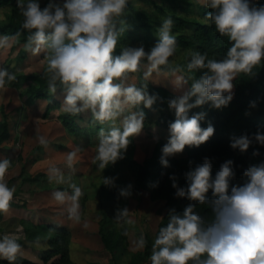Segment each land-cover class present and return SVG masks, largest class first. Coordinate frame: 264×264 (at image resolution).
<instances>
[{
	"label": "clouds",
	"instance_id": "clouds-1",
	"mask_svg": "<svg viewBox=\"0 0 264 264\" xmlns=\"http://www.w3.org/2000/svg\"><path fill=\"white\" fill-rule=\"evenodd\" d=\"M200 2L211 9L206 18L221 36H227L230 46L220 59L193 50L186 65L170 69L177 89L191 83L182 94L168 100L175 119L169 123L170 135L161 147L160 162L165 167L170 166L169 157L183 152L186 146H199L215 131L211 123L202 127L205 112L191 110L205 104L214 108L227 106L233 99L238 74L254 75L253 68L264 61V4L254 0ZM128 3L129 0H47L42 6L41 0H17L22 28L11 35H0V50H6L26 29L23 47L33 54L43 51L48 91H63L62 110L71 114L90 112L94 122L108 125L99 128L92 157V163L102 170L123 158L130 138L143 130L146 113L140 106L151 108L159 98L158 93L149 92L147 83L133 82L131 74L141 67L145 69V80L153 72L159 74L161 66L170 65L169 58L177 48L172 31L174 20L166 16L150 49L142 44L124 46L117 53L127 28L124 14ZM194 70L203 71L197 78L191 75ZM16 78L15 72L0 66V88ZM256 106V101H250V107ZM38 140L45 146L49 143L42 134ZM254 143L264 146V131L244 133L230 140V146L241 152ZM79 151L77 146L67 153L69 169H74ZM259 154V148L255 149L254 155ZM9 167L8 158L0 159V212L9 209L15 191L2 179ZM212 169V159L205 156L202 163L184 173L186 186L180 185L175 173L169 174L175 195L189 203L182 211L169 210L167 224L153 238L151 264H264V160L244 168L243 183H232L236 176L232 159L222 162L215 175ZM48 178L64 183L65 173L51 166ZM103 179L104 184L115 183L113 177ZM70 187V193L56 189L52 197L61 204L70 201V215L79 219L82 189L75 183ZM119 194L130 196L132 185L119 188ZM199 204L211 209L210 218L197 211ZM128 215L126 206L116 209L117 220ZM144 243L141 238L140 245ZM21 247L12 234L0 235V259L15 261Z\"/></svg>",
	"mask_w": 264,
	"mask_h": 264
},
{
	"label": "trees",
	"instance_id": "trees-1",
	"mask_svg": "<svg viewBox=\"0 0 264 264\" xmlns=\"http://www.w3.org/2000/svg\"><path fill=\"white\" fill-rule=\"evenodd\" d=\"M145 1L154 7V10L161 18L166 16L173 18L172 31L177 37L176 49L190 50L191 52L198 50L206 52L209 58L216 59L223 58L226 54L230 41L227 36H221L216 31L214 24L209 23L205 14L211 9L205 5L199 4L196 0ZM45 3H47V0L45 2L41 1L42 6ZM255 3L264 4V0H255ZM6 6H14V11L5 22L0 23V35H11L22 28L23 16L17 8L16 0H0V10ZM124 19L129 28L131 27L134 30L137 29L143 32L144 36L138 37L135 41L139 40L146 46H150L158 39L157 28L152 22L150 15L144 12V10L137 8L132 0H129L126 7ZM133 21L136 22L134 23ZM16 38L20 43H25L27 30L20 31ZM126 42L123 34L116 49L117 53L125 46ZM28 53L29 51L26 49L20 51L17 61H24L28 57ZM186 63L187 60L174 65L161 66V69L171 72L170 69L172 67L186 65ZM4 67L8 68L11 72H15L7 64ZM202 71L194 70L191 75L198 78ZM15 73L17 78L6 86L20 90L21 96L26 103L34 106L39 102H45V114L47 116L51 111L62 109L58 94L63 91L58 90L56 94L50 93L44 72L40 74ZM253 73L254 75L240 73L234 79V96L227 106L222 108H214L210 104L202 106L207 114L201 121V125L202 127H207L209 123L213 124L215 127L213 135L199 146H186L183 155L169 157L170 166L165 167L160 162L161 147L166 143L164 140H159L156 143L152 155L143 162H139L131 154L125 153L123 158L109 164L110 168H112L107 170L109 176H112L114 168L121 166L135 170L137 174V186L135 189L137 191L146 190L153 201H165L166 212L158 226L157 232L160 227L167 224L170 209L175 208L177 211H182L183 207L189 203L186 198L175 195L176 190L172 186L169 174L175 173L180 185L186 186L187 182L184 173L197 164L202 163L205 156L210 157L213 161V175H215L222 162L232 159L236 171V176L232 183H243L246 179L242 175L244 168L249 164L259 163L261 160H264V146L254 143L245 152L233 149L230 146V140L234 136L244 133L251 135L257 130L264 131V61L253 68ZM143 83L148 84L150 93L159 94V98L151 108L141 107L146 113L144 125L148 126L151 123L150 111H156L158 113L156 123L169 130V123L175 119V113L170 109L168 100L174 97V95L164 87L151 85L145 80H142L140 84ZM250 101H256L257 106L254 108L250 107ZM58 120L69 133L77 134L81 130L79 121H83L84 118L82 113L71 114L62 110L58 116ZM95 125L98 131L100 127H104V125L94 122L90 113L88 127L91 128ZM10 137L9 121L7 116L4 115V119L0 120V146L9 140ZM133 143L134 138L131 137L128 147H131ZM257 148H259L260 154L254 155V150ZM121 187L123 186H119V188ZM119 188L116 191H112L111 196L108 198H104L102 191H100L98 201L99 211L102 216L99 221V235L104 248L113 257L111 264H120L118 255H131L129 250V228L126 226L119 227L118 221L115 218L116 209L127 206L129 198V196L124 197L116 194L117 192L119 193ZM64 190L68 191L70 188L67 187ZM85 202L82 205L83 210L85 209ZM110 205L115 207V212L108 209ZM11 206L18 207L10 202L9 207ZM197 211H200L206 218H210L212 215L211 209L207 205H197ZM10 219V225L12 224L15 229L21 227L23 229L24 237L17 239L22 246L21 248L23 250H33L34 253H36L37 249H40L37 255L42 263H37L18 254L15 261L10 262L6 259H0V264H75L71 258L72 232L69 228L49 224L44 221H34L19 213L16 217ZM4 220V213L0 212V223ZM4 224H0V233L8 229ZM137 235L140 240L143 238L145 241L143 250L132 254L127 264H151L150 255L153 238L144 237L141 233H137ZM37 240L39 243H36Z\"/></svg>",
	"mask_w": 264,
	"mask_h": 264
},
{
	"label": "rangeland",
	"instance_id": "rangeland-1",
	"mask_svg": "<svg viewBox=\"0 0 264 264\" xmlns=\"http://www.w3.org/2000/svg\"><path fill=\"white\" fill-rule=\"evenodd\" d=\"M41 1L45 2L46 0ZM132 1L137 8L150 15L152 22L158 29L162 18L154 10V7L145 0ZM196 1L204 5L200 0ZM13 11L14 6L3 7L0 10V23L5 22L13 14ZM142 33L141 30H134L127 26L124 33L127 41L125 46H139L142 44L146 50L150 49L152 45L146 46L142 41H135L138 37L144 36ZM23 45L24 43H20L16 38L10 48L0 50V66L4 67L7 64L9 68H13L17 73L40 74L44 72L46 61L43 51L37 54L29 51L28 57L24 61H17L20 51L25 50ZM190 52V50L176 49L175 55L169 58L170 64L174 65L188 60ZM144 71L145 69L141 67L135 73H132L133 82L139 85L142 80H145ZM173 78L172 72L161 69L159 74L153 72L152 76L145 81L151 85L166 88L174 96L182 94L190 86L191 81L183 89H177L172 83ZM234 91L233 88V93ZM63 95V92L58 94L61 103ZM61 111L62 109L51 111L47 116L45 114V102L30 106L22 98L20 90L7 86L0 88V120L4 119V115L7 116L11 132L10 139L0 146V159L8 158L10 160V167L2 179L10 187H14L15 191L11 203L18 206H11L3 212L5 217L7 216L5 220L8 221L4 220L0 224L5 223L4 226L8 227V229L6 228L8 231H3L0 234H12L16 239L24 237L22 227L15 229L12 224L10 225L11 219L8 218L9 216L14 218L18 213L31 220L36 215L43 216L41 218L44 222L50 221L49 218H44V216L52 217L60 210H66L70 214L71 202L61 204L53 199L52 193L56 189L64 190L67 187L70 188L67 191L70 193L72 191L70 184L75 183L81 187L82 194L78 199L77 212L79 219L75 218L77 223L81 225H77L74 233L77 239H85L89 249L83 251L81 248L73 246L72 259L75 264H111L113 257L104 248L101 239L91 235L95 228L99 227V221L102 218L99 211V192L102 191L104 198H108L111 196L112 191H116L119 186L126 187L131 184L132 194L129 196L126 206L129 209V215L124 220H117L119 227L126 226L130 231L129 250L131 255H118L119 263L127 264L132 254L143 250L137 233L151 238L156 235L158 226L166 212L165 201H153L146 190L137 191L135 189L137 186L135 170L121 166L114 168L112 176H109L107 170L112 169L110 166L102 170L96 164H93L92 157L94 156V146L98 143V129L96 125L91 128L88 127L90 112H82L84 120L79 121L81 130L77 134H71L58 120ZM191 111L193 113H206L202 106ZM150 116L151 123L148 126L144 125L141 133L133 136L134 143L126 150V153L131 154L139 162H143L150 157L156 143L159 140L167 142L170 135L168 129L156 123L158 118L156 111H150ZM107 126L104 125V127ZM39 134L46 136L49 141L47 146L39 143ZM61 146L63 147L61 148ZM77 146L80 147V151L75 160L74 169H69L65 162L66 155ZM183 154L184 150L175 155L181 156ZM51 166H58L63 169L65 173L64 183L58 184L55 181H49L48 169ZM105 176L113 177L115 183L104 184L103 178ZM83 202H85L84 210L82 209ZM108 209L115 212V207L112 205ZM21 251H23L22 254L29 256L26 251Z\"/></svg>",
	"mask_w": 264,
	"mask_h": 264
},
{
	"label": "crops",
	"instance_id": "crops-1",
	"mask_svg": "<svg viewBox=\"0 0 264 264\" xmlns=\"http://www.w3.org/2000/svg\"><path fill=\"white\" fill-rule=\"evenodd\" d=\"M5 216V215H4ZM14 216V215H13ZM7 217V216H6ZM5 217V218H6ZM12 216H9L8 218H11ZM16 217V216H14ZM43 216L40 215H36L35 218L33 219L34 221H41L43 222L42 218ZM7 218V219H8ZM44 218H49V224H53V225H59V226H63V227H67L71 230L72 232V239H71V252H72V247H79L81 248V250L85 251L87 249H89V247L86 245L87 243L85 242V239H77V236L74 233V229L77 227V225L79 223H77V220L75 219V217H73L72 215L68 214V212L66 210H60V212L56 213L55 215H53L52 217H48V216H44ZM84 222V221H82ZM81 225V224H79ZM83 225V224H82ZM85 229V227H83ZM20 229V228H19ZM86 233V232H85ZM83 234V233H82ZM87 234V233H86ZM92 236H96V237H100L99 235V227L95 228V231L92 232L91 234ZM102 241V240H101ZM77 244V246H76ZM21 250H23L21 248ZM18 253L21 256H24L28 259H31L37 263H42L41 259L39 258V256L37 255L38 252L40 251V249H37V251H35L36 253L33 252V250H24L28 253L29 256L22 254L23 251H21ZM71 258H72V254H71ZM73 260V259H72ZM75 263V262H74Z\"/></svg>",
	"mask_w": 264,
	"mask_h": 264
}]
</instances>
